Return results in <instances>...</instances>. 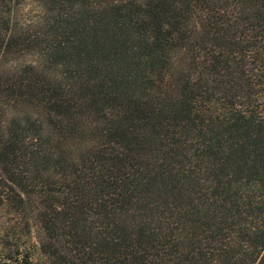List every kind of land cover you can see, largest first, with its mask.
I'll use <instances>...</instances> for the list:
<instances>
[{
	"label": "trees",
	"instance_id": "1",
	"mask_svg": "<svg viewBox=\"0 0 264 264\" xmlns=\"http://www.w3.org/2000/svg\"><path fill=\"white\" fill-rule=\"evenodd\" d=\"M32 1L0 0L43 66L0 75V264H264V0Z\"/></svg>",
	"mask_w": 264,
	"mask_h": 264
},
{
	"label": "rangeland",
	"instance_id": "2",
	"mask_svg": "<svg viewBox=\"0 0 264 264\" xmlns=\"http://www.w3.org/2000/svg\"><path fill=\"white\" fill-rule=\"evenodd\" d=\"M40 12V8L37 3L32 0H19V3L13 7L12 17L14 23L21 24L30 21L33 16ZM25 66H32L35 69L41 70L43 68L42 61L36 56L25 57H6L0 58V75H9L19 71ZM24 114L13 109H7L2 118V127L7 130L12 127L14 122H23ZM11 215L0 211V225H3L5 221ZM0 236H3V232L0 230Z\"/></svg>",
	"mask_w": 264,
	"mask_h": 264
}]
</instances>
